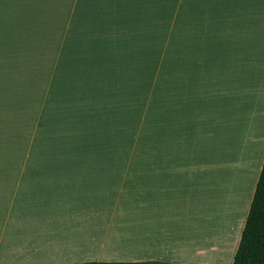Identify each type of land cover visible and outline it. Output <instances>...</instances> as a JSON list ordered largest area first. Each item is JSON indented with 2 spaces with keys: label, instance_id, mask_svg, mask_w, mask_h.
<instances>
[{
  "label": "crops",
  "instance_id": "0c3cea01",
  "mask_svg": "<svg viewBox=\"0 0 264 264\" xmlns=\"http://www.w3.org/2000/svg\"><path fill=\"white\" fill-rule=\"evenodd\" d=\"M262 4L264 0H0V264L92 259L196 264L187 257L190 248L203 262H215L209 251L215 252L219 243L209 233L218 241L222 231L226 237L233 219L220 210L226 199L214 202L212 219L201 206L189 207L195 173L177 167L188 157L165 154L184 95L182 71L185 75L190 68L182 63V51L186 45L188 55L203 52L193 48L199 35L264 34L258 31ZM161 51L163 58L177 51V58L161 64L162 106L149 113L150 122L145 119L146 130L151 125V152L146 141L145 155L130 154L106 116L115 111L136 115L145 94L151 96L153 90L158 95L150 68L152 53ZM41 68H58V78L70 86L65 93L54 90L49 115L57 132L52 140L41 138L39 150L28 136L30 121L32 134L36 126L39 130ZM167 97L174 105L169 111ZM74 125L81 126V133H74ZM153 143H158L154 150ZM248 204L244 202L243 219L235 216L232 236L229 227L228 251L234 246V254ZM177 219H182L178 226ZM203 226L208 234L200 231Z\"/></svg>",
  "mask_w": 264,
  "mask_h": 264
},
{
  "label": "rangeland",
  "instance_id": "374dc122",
  "mask_svg": "<svg viewBox=\"0 0 264 264\" xmlns=\"http://www.w3.org/2000/svg\"><path fill=\"white\" fill-rule=\"evenodd\" d=\"M262 7L263 10L257 12L263 20L258 31L264 32V4ZM195 41L196 45H192L193 48L198 47L203 52L188 55L186 45L183 46L182 63L189 64L190 68L186 70L184 67L185 75L182 71L184 95L180 98L176 122L170 123L173 124L171 133L174 137L165 154L188 157L185 163L178 164L177 167L178 170L183 168V170H191L195 173L192 200H187L189 207L201 206L203 215L212 219L214 202L226 199L225 208L231 206L229 208L233 219L230 217L228 221L225 243L222 246L219 239L209 233L215 245L219 243V250L215 246V252L208 251L214 256L215 264H232L234 246L229 252V243L227 244L230 238L229 227L234 226L235 216L236 218L242 216L243 219L246 214V209L243 207L244 202L246 205L251 203L252 193H254L264 160V51L261 50L264 47V34L199 35ZM157 53H159L158 56L152 53L153 67L150 68V72H153L151 86L159 85L158 95L153 90L151 96L150 92L145 94L140 104L142 109L136 115L131 116L115 111L112 116H106V119L112 120L115 124L116 139L118 137L119 143L121 140V143L130 146L126 148V150L130 149V154L145 155L147 153L146 141H148V153L151 152V125L149 124L146 130L145 119L148 116V122H150L149 113L162 106L161 64L177 58V51L166 58H163L165 52ZM57 70L58 68H41L38 98L39 130L36 126L32 134L30 121L28 136L39 143L37 147L39 150L41 138L50 137L52 140L57 132L53 119L49 115L55 106L52 99L55 95L54 90L65 93L70 86L64 83L63 77L59 75L58 78ZM227 78L230 79L227 80ZM189 89H191L190 94H188ZM62 100L63 102L70 101V98L68 100V97H62ZM150 100L154 104L151 107L149 106ZM166 106L167 111L174 106L170 103L169 97H167ZM66 108L72 110V106ZM76 111L78 114L79 110L76 109ZM129 125L131 128H128ZM73 131L81 133V126L74 125ZM103 135H108L105 127ZM171 140L170 134L167 142ZM157 147L158 143L152 144L153 150ZM196 184H198L197 190ZM185 212L187 211H184V215ZM182 219L179 221L177 219L176 226L182 223ZM237 224L239 231L242 221L238 220ZM202 229L200 231L203 234H208L205 230L206 226ZM184 231L187 235L188 230ZM237 235L238 232L234 236V241H237ZM90 261L121 262L108 259L88 260Z\"/></svg>",
  "mask_w": 264,
  "mask_h": 264
},
{
  "label": "trees",
  "instance_id": "16d2710c",
  "mask_svg": "<svg viewBox=\"0 0 264 264\" xmlns=\"http://www.w3.org/2000/svg\"><path fill=\"white\" fill-rule=\"evenodd\" d=\"M79 264H172L163 261L98 262ZM232 264H264V160L255 185Z\"/></svg>",
  "mask_w": 264,
  "mask_h": 264
},
{
  "label": "bare ground",
  "instance_id": "6f19581e",
  "mask_svg": "<svg viewBox=\"0 0 264 264\" xmlns=\"http://www.w3.org/2000/svg\"><path fill=\"white\" fill-rule=\"evenodd\" d=\"M259 96V95H258ZM235 163V162H234ZM239 163V162H238ZM225 200V199H224ZM225 202H226V200L225 201H222V205H221V207H220V210L222 211V214L223 215H225L226 216V218L228 217V215H231V210H230V208H225ZM218 206V205H217ZM219 208V207H218ZM203 218V216H199V219H202ZM224 230V229H223ZM233 232L234 233H236V223L234 224V226H233V229H232V232H231V235L233 234ZM224 231H222V235H223V237L220 239V243H221V245L223 246V244L225 243V238H224ZM223 242V243H222ZM228 246V245H227ZM196 250L194 249V248H190V249H188L187 250V253H191L190 254V256H187V257H189V259H193V261H195V263L196 264H215L216 262H214V260L213 261H211V262H203L202 261V258H200V255L199 254H197L196 252H195ZM212 259H214V256L212 257Z\"/></svg>",
  "mask_w": 264,
  "mask_h": 264
}]
</instances>
